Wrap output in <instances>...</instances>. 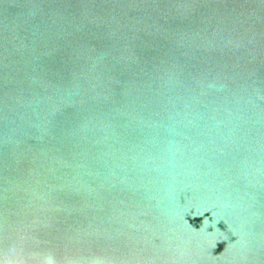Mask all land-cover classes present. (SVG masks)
Masks as SVG:
<instances>
[{"label":"water","instance_id":"water-1","mask_svg":"<svg viewBox=\"0 0 264 264\" xmlns=\"http://www.w3.org/2000/svg\"><path fill=\"white\" fill-rule=\"evenodd\" d=\"M46 250L264 264V0H0V264Z\"/></svg>","mask_w":264,"mask_h":264},{"label":"clouds","instance_id":"clouds-1","mask_svg":"<svg viewBox=\"0 0 264 264\" xmlns=\"http://www.w3.org/2000/svg\"><path fill=\"white\" fill-rule=\"evenodd\" d=\"M35 256L38 264H61V258H58L56 253L52 250L38 252L35 254ZM88 264H101V259L96 258L89 260Z\"/></svg>","mask_w":264,"mask_h":264}]
</instances>
